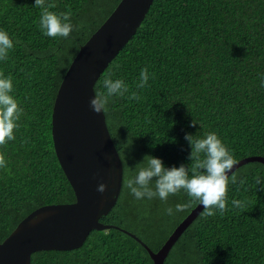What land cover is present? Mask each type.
I'll list each match as a JSON object with an SVG mask.
<instances>
[{"label": "trees", "instance_id": "16d2710c", "mask_svg": "<svg viewBox=\"0 0 264 264\" xmlns=\"http://www.w3.org/2000/svg\"><path fill=\"white\" fill-rule=\"evenodd\" d=\"M52 2L56 8L50 11L72 12L68 38L44 35L35 0H0V30L14 42L7 59L0 60V73L12 78L11 95L23 109L15 139L0 146L7 161L0 167V244L37 209L76 201L53 149L54 104L81 46L121 0ZM144 68L149 80L139 89ZM109 76L123 79L129 93L112 97L104 112L124 176L115 207L101 221L158 252L200 203L184 191L167 202L135 199L126 184L145 156L160 158L168 168L190 166L185 134L215 132L237 162L264 158V0H155L136 35L100 77L96 93L106 91L103 79ZM133 91L138 100L128 98ZM257 178L264 180L263 163L237 169L229 177L228 210L206 216L203 209L165 264H264V191ZM233 199L246 201V207L232 208ZM177 204L188 206L167 215L165 209L175 211ZM31 264L154 262L140 243L109 229L92 231L78 250L35 253Z\"/></svg>", "mask_w": 264, "mask_h": 264}, {"label": "water", "instance_id": "95a60500", "mask_svg": "<svg viewBox=\"0 0 264 264\" xmlns=\"http://www.w3.org/2000/svg\"><path fill=\"white\" fill-rule=\"evenodd\" d=\"M155 0H121L117 8L81 46L57 93L52 115L53 149L73 188L72 204L43 206L26 217L0 244V264H31L32 255L44 251H73L85 244L92 231L117 229L140 243L154 264H165L175 243L204 209L199 205L154 252L135 234L101 221L121 194L124 168L107 126L105 113L90 107L95 87L104 71L142 26ZM259 162L249 157L240 167ZM100 183L107 185L100 193Z\"/></svg>", "mask_w": 264, "mask_h": 264}, {"label": "clouds", "instance_id": "9594fccd", "mask_svg": "<svg viewBox=\"0 0 264 264\" xmlns=\"http://www.w3.org/2000/svg\"><path fill=\"white\" fill-rule=\"evenodd\" d=\"M35 7L41 9L39 27L44 35L51 38H68L74 26L70 17L71 10L67 12H54L50 9L56 8L52 0H35ZM18 43V41H17ZM14 47V42L9 34L0 30V60H6L8 53ZM149 80L148 69H141L136 87L143 89ZM264 84V81H262ZM103 87L106 91L97 92L90 100V107L96 113L105 112L110 99L114 96L124 97L129 93V86L123 79L113 80L110 76L103 79ZM13 92L12 78L4 77L0 73V146L15 139L14 131L18 128V121L23 109L17 100L11 95ZM129 99H139L135 91L131 92ZM193 120L190 126L194 127ZM184 139L191 147L189 159L190 166L165 167L160 158L145 156L144 166L138 168L134 178L127 180V188L137 200H152L159 198L167 202L170 195L184 191L191 198L203 205L204 215L214 216L218 210L221 215L228 210L227 190L229 184L228 172L237 164L234 155L224 145L215 132H208L203 137H197L186 133ZM5 156L0 153V167H6ZM155 178V179H154ZM260 178L256 179V185H261L264 191V183ZM235 183V178L232 180ZM241 185L244 181H240ZM107 185L100 183L97 191L104 193ZM190 201V202H191ZM232 208L243 210L246 201L233 199ZM188 205L177 204L175 211L167 207L165 212L172 216L175 212L183 211Z\"/></svg>", "mask_w": 264, "mask_h": 264}]
</instances>
